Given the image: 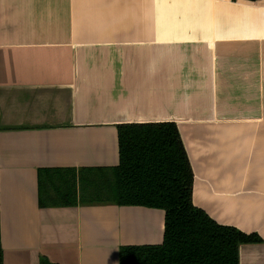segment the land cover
Returning a JSON list of instances; mask_svg holds the SVG:
<instances>
[{"label":"crops","instance_id":"crops-1","mask_svg":"<svg viewBox=\"0 0 264 264\" xmlns=\"http://www.w3.org/2000/svg\"><path fill=\"white\" fill-rule=\"evenodd\" d=\"M174 122L192 203L264 264V0H0V264H119L164 211L41 207V168L112 167L117 126Z\"/></svg>","mask_w":264,"mask_h":264},{"label":"trees","instance_id":"trees-1","mask_svg":"<svg viewBox=\"0 0 264 264\" xmlns=\"http://www.w3.org/2000/svg\"><path fill=\"white\" fill-rule=\"evenodd\" d=\"M117 138L116 166L39 169L40 206L163 210L162 243L122 246L119 264H239V246L262 241L217 223L192 203L193 171L174 122L121 124Z\"/></svg>","mask_w":264,"mask_h":264}]
</instances>
